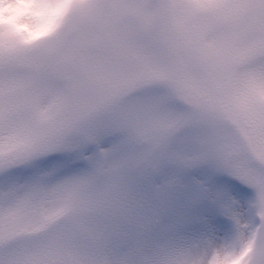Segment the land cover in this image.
Returning a JSON list of instances; mask_svg holds the SVG:
<instances>
[{
	"label": "snow or ice",
	"instance_id": "1",
	"mask_svg": "<svg viewBox=\"0 0 264 264\" xmlns=\"http://www.w3.org/2000/svg\"><path fill=\"white\" fill-rule=\"evenodd\" d=\"M0 264H264V0H0Z\"/></svg>",
	"mask_w": 264,
	"mask_h": 264
}]
</instances>
